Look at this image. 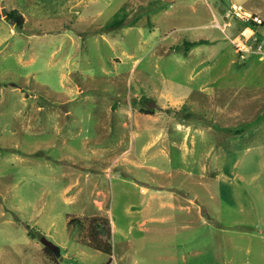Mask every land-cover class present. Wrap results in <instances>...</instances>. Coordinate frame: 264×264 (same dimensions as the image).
I'll list each match as a JSON object with an SVG mask.
<instances>
[{
  "label": "rangeland",
  "instance_id": "obj_1",
  "mask_svg": "<svg viewBox=\"0 0 264 264\" xmlns=\"http://www.w3.org/2000/svg\"><path fill=\"white\" fill-rule=\"evenodd\" d=\"M74 1L0 0V264H264V0Z\"/></svg>",
  "mask_w": 264,
  "mask_h": 264
},
{
  "label": "trees",
  "instance_id": "obj_2",
  "mask_svg": "<svg viewBox=\"0 0 264 264\" xmlns=\"http://www.w3.org/2000/svg\"><path fill=\"white\" fill-rule=\"evenodd\" d=\"M7 18L11 20L12 23L15 26L19 27L20 29L24 27L25 17L22 13L19 12L18 9H14L13 11L9 12ZM248 23L249 22H245L244 20H242V28L249 27ZM203 41L205 40L199 39V40H195L190 43H187V45L193 47L199 43H202ZM76 219L77 218L71 217L69 224L74 223ZM83 221H85L86 223L85 224L83 222V226L86 225L88 227V234L84 236L83 243L87 244L93 249L105 251L111 254L113 247H112V243H110V240L112 238L110 220L106 216L94 215L91 217H85ZM44 251L48 257L52 258L57 263L59 262V259L62 256L60 246L50 241L45 243Z\"/></svg>",
  "mask_w": 264,
  "mask_h": 264
},
{
  "label": "built area",
  "instance_id": "obj_3",
  "mask_svg": "<svg viewBox=\"0 0 264 264\" xmlns=\"http://www.w3.org/2000/svg\"><path fill=\"white\" fill-rule=\"evenodd\" d=\"M242 7L241 5H239ZM237 10V9H236ZM237 10L236 15L243 19L245 22L253 21L255 23H264V20L262 17H260L258 14L251 13L248 11H241ZM228 25V23H226ZM249 27H245V30H248ZM245 30L243 33L245 34ZM244 34L238 35L236 38H234V41L236 42V50L241 54V57L245 56L244 52H261L263 46L262 43L259 41V38L256 36V34L253 32V30L248 34L247 37H243ZM240 36L243 37L244 40H240Z\"/></svg>",
  "mask_w": 264,
  "mask_h": 264
},
{
  "label": "crops",
  "instance_id": "obj_4",
  "mask_svg": "<svg viewBox=\"0 0 264 264\" xmlns=\"http://www.w3.org/2000/svg\"><path fill=\"white\" fill-rule=\"evenodd\" d=\"M81 1H82V0H75V1H74V4L77 5V4L80 3ZM249 30L252 31V29H250V28H249ZM176 101H181V100L178 99V100H176ZM182 126H183L182 124H180V123L178 124V127H182ZM95 203H96L97 205H99V206L104 204V203H103L102 201H100V200H96ZM100 207H101V206H100Z\"/></svg>",
  "mask_w": 264,
  "mask_h": 264
},
{
  "label": "water",
  "instance_id": "obj_5",
  "mask_svg": "<svg viewBox=\"0 0 264 264\" xmlns=\"http://www.w3.org/2000/svg\"><path fill=\"white\" fill-rule=\"evenodd\" d=\"M2 13L5 14V16L7 17L8 16V12L5 8L2 9V11L0 12V18L2 17ZM44 242H48V240H44Z\"/></svg>",
  "mask_w": 264,
  "mask_h": 264
},
{
  "label": "bare ground",
  "instance_id": "obj_6",
  "mask_svg": "<svg viewBox=\"0 0 264 264\" xmlns=\"http://www.w3.org/2000/svg\"><path fill=\"white\" fill-rule=\"evenodd\" d=\"M233 7L237 10H240V7L238 5H233ZM248 32V31H247Z\"/></svg>",
  "mask_w": 264,
  "mask_h": 264
}]
</instances>
